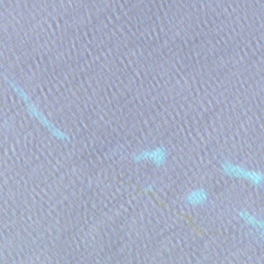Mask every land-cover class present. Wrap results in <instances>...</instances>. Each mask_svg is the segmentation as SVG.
I'll list each match as a JSON object with an SVG mask.
<instances>
[{
  "label": "water",
  "instance_id": "obj_1",
  "mask_svg": "<svg viewBox=\"0 0 264 264\" xmlns=\"http://www.w3.org/2000/svg\"><path fill=\"white\" fill-rule=\"evenodd\" d=\"M0 264H264V0H0Z\"/></svg>",
  "mask_w": 264,
  "mask_h": 264
},
{
  "label": "clouds",
  "instance_id": "obj_2",
  "mask_svg": "<svg viewBox=\"0 0 264 264\" xmlns=\"http://www.w3.org/2000/svg\"><path fill=\"white\" fill-rule=\"evenodd\" d=\"M133 157H134L135 159H139V158H140V157L137 156L135 153L133 154Z\"/></svg>",
  "mask_w": 264,
  "mask_h": 264
}]
</instances>
